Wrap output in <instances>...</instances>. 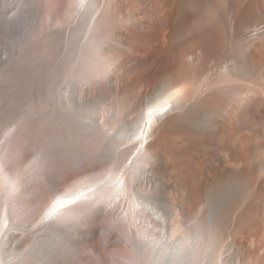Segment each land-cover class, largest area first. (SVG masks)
I'll list each match as a JSON object with an SVG mask.
<instances>
[{
    "label": "bare ground",
    "instance_id": "obj_1",
    "mask_svg": "<svg viewBox=\"0 0 264 264\" xmlns=\"http://www.w3.org/2000/svg\"><path fill=\"white\" fill-rule=\"evenodd\" d=\"M46 1L0 0V29L2 31L0 35V51H2V56H0V112L16 108L37 93L45 95L46 103L57 94L62 93V96L56 101V111L64 120L63 124L54 121L47 122L49 125L58 126L57 136L51 135L37 141L31 137L33 143L30 148L27 147L29 134L26 133L24 134L25 142L22 144H15L16 138H13L11 142L17 146L10 148L7 142L0 146V264H9L3 260L4 245L8 246L9 253H15L19 257L11 260L10 264H16L17 261L18 264H53L61 261L65 254V244L69 242L64 236L63 230L69 228L75 241L79 238L87 239L90 234L96 232H103L105 234H122L131 243L133 233H135L144 244L145 255L138 257L133 249L135 257L120 258L117 264H161L157 257L173 250H180L181 253L191 250L193 252L191 264H205L209 260L215 241H217L216 234L219 223L223 221L219 212V204L215 208H211L212 210L207 214L206 220L202 221L203 223L179 220L180 216L186 219L191 218L189 213L184 212L178 205L181 201L190 204L191 200L183 195V189L178 183L177 166L154 149L157 146L155 136L169 127L167 123L178 117L179 110L185 105L184 97L177 87L167 80L158 83L154 92L147 97L144 96L146 103L133 121L124 117L121 120L124 121L123 125L119 120L120 123L118 122L111 128H108L107 123H104L107 133L118 130L115 132V138L111 139L112 159L107 161V166H105L99 162L98 156L108 137L96 140L90 136L89 118L93 117L94 113L87 110L96 105L99 106V104L103 105L106 101L102 102V96L91 98L86 94L82 85L91 83L96 75L106 71L108 54L113 52V47L127 49V40L139 42L142 45L158 43L162 31L165 30L167 47H170L169 41L173 39L177 23L184 18L186 24L190 26L193 10L201 9L202 5L206 6L204 9L208 10L209 14L203 24L199 22L198 27L203 32V36L209 37L213 44L219 45L223 42L228 32L230 35L240 34L237 36V42L250 39L254 35L264 38L261 36L264 34V7L261 8L255 3L258 0H245L242 10L246 14L243 21L240 22V30L237 32L232 29V27L236 28V25H233L229 18V0H220L218 3L205 2L202 5L198 0H139L141 4H144L143 7L151 1L154 6L145 9L140 18L135 16V19H131L125 30L122 28L124 23L121 27V23L115 26L117 25L116 21L125 15V0H71L67 5L60 6L57 10H48L49 6L46 10ZM35 5L41 6L38 10L39 17L35 28L28 40L16 47L15 54L9 55L12 46L23 35L27 22L33 18L36 11L33 7ZM7 9L10 11L8 15L5 14ZM101 20H109V23L114 20L113 28L111 24V26H106L109 31L102 29L100 27ZM142 22H147L148 27L138 28ZM122 30L123 32L127 31L128 35H125L126 32L123 34ZM195 39L198 40V36ZM243 42L245 43V41ZM245 45L241 49V58L238 62L230 60L222 66L223 71L239 79L252 78L255 68L258 69V66L253 64L251 45L246 43ZM160 53V49L156 47L152 57H157ZM134 62L135 64L140 62L138 57L134 59ZM69 65H75L82 70V74L75 82L72 80V75L66 70ZM134 66H122L118 80L108 74L112 70L106 74L110 99H115L116 104L117 98L130 85L123 75L128 72L132 73ZM144 78L145 75L142 76V79ZM231 82L229 81L227 84L232 86L230 90H225L227 85L219 88L215 91V98L211 96L207 101L211 103V100L216 99L213 101L214 106L223 108L225 103L231 101L233 89L237 87V82L232 84ZM96 87L99 91L101 90L99 84H96ZM150 98H152V102L147 103ZM252 102L255 103V101ZM166 103L172 104L173 107L154 121L153 127L143 134V130L146 128L144 122L146 116L141 117L142 111L147 113L149 108H162ZM134 104L135 101L129 103L130 107H133ZM245 105L248 108V103L243 106ZM196 107V105L192 106V108ZM121 109V105L117 104L107 109H99V114L108 112V114L120 115ZM237 116L239 125L246 122L247 118L242 112ZM129 124L131 128L126 129L125 125ZM74 127L79 131L67 136L66 128ZM215 132L217 133V129ZM258 132L261 131L258 129L256 133ZM2 137L4 138V136ZM66 139L83 143L86 147L78 152L62 149L52 150L47 152V157L38 163L39 158L46 152L50 141L61 142ZM60 152L78 158L81 165L87 156H91L102 165L101 170L97 174L87 173L73 180L72 183L70 182L71 184H68L63 190L56 191L42 209L39 208L41 211H39L35 227L26 231L24 227H18V225L22 223L27 225L30 213L39 207L38 203L32 204L29 212L15 208L13 203L26 190L38 192L42 188H51L53 184L56 186L58 175L55 172L58 169L53 170L54 174H52L46 166L54 165L56 168L58 164L55 162V155L57 153L59 155ZM127 153V157L123 159L124 163L121 164L123 162L121 158ZM9 154L26 155V157L23 156L26 159L19 169L17 168L15 175L9 174L3 169V165L10 162ZM217 160L222 163L223 157ZM240 165L239 160L237 163L234 162L235 179L241 183L242 169ZM155 169H160L172 177L169 188L176 192V204L169 205L168 201L162 202L160 196L154 192L156 177L153 171ZM240 183H237V188L241 185ZM135 192L148 193L152 199L141 200L135 195ZM77 196L81 197V200L71 206V211L62 210L59 220L44 222V213L49 210L54 199H70ZM166 210L172 213L171 219L167 220V223H165ZM10 211L13 215H19V218L17 223L16 221L10 222L11 224L6 227ZM108 211L116 213V221L123 224L121 229L113 230L117 228L109 223L101 222V220L104 221L105 212ZM87 213L93 214V222L84 221L83 216ZM211 218H214L215 222L211 233L213 239L209 243L208 239L202 237L201 231ZM176 220H179L181 225L178 229L173 225ZM83 225H88L89 228L83 230L81 228ZM186 225H193V227L189 228ZM24 233L31 234L30 238H23ZM168 234L180 235L175 237ZM162 236L167 237V244L162 243ZM33 249H35L34 254ZM154 249L155 251H153ZM175 264H180L179 260Z\"/></svg>",
    "mask_w": 264,
    "mask_h": 264
},
{
    "label": "rangeland",
    "instance_id": "obj_2",
    "mask_svg": "<svg viewBox=\"0 0 264 264\" xmlns=\"http://www.w3.org/2000/svg\"><path fill=\"white\" fill-rule=\"evenodd\" d=\"M198 1L202 5L205 2L218 3L220 0ZM68 2L71 0H47L45 8L47 10L49 6L48 10H57L60 6L67 5ZM244 2L245 0H229V18L231 23L236 25V28L232 27V29L237 32H239L240 22L243 21L246 14L242 10ZM255 3L261 8L264 7L263 0H258ZM143 5L139 0H125V15L116 21L117 25L115 26L121 23V27L124 23L122 28L126 30V25L131 22V19H135V16L140 18L145 9L154 6L153 1L146 3L145 7ZM205 7L202 5L201 9L193 10L190 26L186 24L184 18L177 23L173 39L169 41L170 47H167L165 30L162 31L158 43L142 45L139 42L127 40V49L113 47V52L107 56L106 71L96 75L91 83H87L88 85L84 83L82 87L91 98L103 97L102 102H106L103 105L99 104V109L121 105L120 115L108 114V112L99 114L100 119H103L102 121L107 123L108 128H111L124 117L133 121L146 103L144 96L147 97L154 92L158 83L171 81L184 97L185 105L179 110L178 117L167 123L169 127L155 136L157 146L154 149L177 166L178 183L183 189V195L191 200L190 204L185 201L178 204L184 212L189 213L191 218L186 219L180 216L178 219L183 222L203 223L202 221L206 220L211 208H215L219 204V212L223 221L219 223V231L217 230L216 234L217 241H215V246H213L206 263L222 264L225 260V253H227L228 264H264V38L254 35L252 38H248L249 40H243L246 44L251 45L253 64L258 66L257 70L255 68L254 76L250 79H239L232 76L223 71L222 66L230 60L238 62L241 58V49L246 45L243 41H236L239 33L230 35L228 32L219 45L213 44L209 37L203 36L198 25H200L199 22L203 24L207 20L209 12L204 9ZM9 13L10 11L7 9L5 14ZM109 22V20H101L100 27L109 31L106 26L112 24L113 28L114 20ZM141 24L138 28L148 27L147 22ZM125 32L123 34L127 36L128 32ZM1 33L0 29V35ZM196 36H198V40L195 39ZM156 47L160 49L161 53L157 57H152ZM137 57L140 62L135 64L134 59ZM129 65H135L132 73L128 72L123 76L130 85L117 98L116 104L115 99H110L106 74L112 70L108 74L118 80V76L121 74L120 68ZM143 75H145L144 79H142ZM229 81H234L231 84L237 82V87L231 94V101L225 103L221 109L214 106L213 101L216 99L211 100V103L207 101L211 96L215 98V91L226 86ZM96 84L100 85V91ZM253 98L256 100H252ZM130 101H135L133 107H130ZM252 101L255 103L253 104ZM247 103L248 108L247 105L243 106ZM193 105L197 107L192 108ZM241 112L247 118V123L243 122L239 125L237 115ZM55 126L46 122L34 123L31 125L34 131L30 135L36 141L51 135L57 136L59 128ZM15 127L16 125L12 124L8 128L0 130V146L7 142L10 148H13L25 142L26 131L16 132L13 138H16L15 144L17 145L12 144L13 138L6 137V133ZM125 128L130 129L131 125H125ZM258 129L261 132L256 133ZM17 136L19 137L17 138ZM60 153L59 155L57 153L58 156L55 155V162L58 164L56 168L54 165L46 166L52 174L56 169L59 170L55 172L58 175L56 191L63 190L73 180L87 173L97 174L101 170L102 165L91 156H87L81 165L78 158ZM127 155L128 153L121 158V161ZM10 156L11 158L8 156L10 162L3 165V169L7 173L15 175L17 168L19 169L25 161L26 155L15 156L12 154ZM220 157H223L222 163L217 160ZM238 160L242 169L241 183L237 182L234 174V162L237 163ZM123 163L124 161L121 164ZM235 168H237L236 165ZM153 174L156 177L154 192L160 196L162 202L168 201L169 205L176 204V192L169 188L172 177L160 169H155ZM237 183L241 184L238 188ZM56 191H52L51 188H42L38 192L26 190L17 197L18 200L16 199L13 206L23 212H29L32 204L38 203V209L36 208L30 213L27 222V225L33 227L39 217L40 209ZM15 215L11 211L9 212L6 227L15 221L17 223L19 215L14 217ZM83 219L93 222V214L87 213ZM179 220L173 224L176 229L181 226ZM101 222L109 223L117 228L113 230L121 229L123 225L116 221L114 211L105 212L104 221L101 220ZM85 226L83 225L81 228L83 230L89 228L88 225ZM29 235L31 234L24 233L23 238H30ZM168 235L177 237L180 234ZM129 245L130 242L122 234L96 232L90 234L87 239L79 238L75 243L67 242L62 260L53 264H117L120 258L135 257L134 250Z\"/></svg>",
    "mask_w": 264,
    "mask_h": 264
},
{
    "label": "snow or ice",
    "instance_id": "obj_3",
    "mask_svg": "<svg viewBox=\"0 0 264 264\" xmlns=\"http://www.w3.org/2000/svg\"><path fill=\"white\" fill-rule=\"evenodd\" d=\"M33 7L34 9H36L34 16L32 19H30L27 22L23 30V35L19 40L16 41L15 45L12 46L9 55L15 54L16 47H18L20 43L26 42L32 30L35 28L36 21L38 20L39 17L38 10L41 6L35 5ZM0 56H2V51H0ZM66 70L72 75L73 82H75L78 79V77L82 74V70L77 68L75 65H69ZM231 87H232L231 85H227L225 87V90L228 91L231 89ZM60 96H62V93L57 94L46 103L45 95L43 93H37L34 95V97H30L27 100L23 101L16 108L11 110L9 109L3 110L2 112H0V130L4 128H8L9 125L15 124L16 127L14 129H10L6 133V137L8 139H11L15 136L16 132L26 131V134H29L27 147L30 148L33 143L30 135V133L34 131V129L31 128L32 124L34 123L39 124L40 122L47 123L51 121L60 124L64 123L63 118L59 115L58 111H56V101L60 98ZM173 99H175V97H173ZM151 102H152V98H150L147 103H151ZM172 107H173L172 104L166 103L165 107L149 108L147 113H144L142 111L141 117L143 118L146 116V119L144 121L146 124V128L143 130V134H146L147 131L153 127L154 121L158 120L160 117L166 114L167 111H169ZM87 111L94 113V116L89 118L88 127L90 129V133H89L90 136L96 140H99L105 136L108 137V139L105 140L103 149L98 156L99 162L107 166V161L112 159L111 139L115 138V132L118 130H114L113 133L106 132V129L104 127L105 121H102L100 119L98 105H96L94 108H89ZM123 123L124 121H121V125H123ZM35 131H41V130H35ZM76 131H79V129L75 127L72 129L66 128V135L70 136L72 133ZM84 147H86V145L83 143L73 142L67 139L61 142L50 141L47 145L46 152L39 158L38 163L40 162V160H43L47 157V152H50L52 150L62 149L71 152H78L81 151ZM84 166L86 167V164ZM51 190L52 191L57 190L54 184L51 185ZM135 195L141 200L152 199V197L148 193H144V192H135ZM80 200L81 197L79 196L70 199H61V198L54 199L49 207V210L44 213V222L59 220L61 218L62 210L71 211V206L77 204V202H79ZM171 216L172 213L166 210L167 219L165 223H167V220L171 219ZM214 222H215L214 218H211L208 224L206 225V227L203 228L201 231L202 237L208 239L209 243H211L213 239L211 233ZM186 226L189 228L193 227V225H186ZM18 227H24L25 230L27 231L31 228V225H25L22 223L18 225ZM63 233L69 242H73V243L76 242L75 238L71 235L70 228L63 230ZM161 241L163 244L168 243L166 236H162ZM121 242L123 243V240H121ZM129 246L136 251L138 257H143L145 255L144 244L140 239L137 238L135 233H133L132 240ZM32 251L34 254L35 249H33ZM153 251H155V249ZM3 252H4L3 260L9 262V264L11 260L19 258L15 253H9L7 245H4ZM192 255L193 252L191 250H189L187 253H181L180 250H173L171 252H165L162 255H159L157 259L161 261V264H175L177 260H179L180 264H191ZM224 264H228L227 253H225Z\"/></svg>",
    "mask_w": 264,
    "mask_h": 264
}]
</instances>
